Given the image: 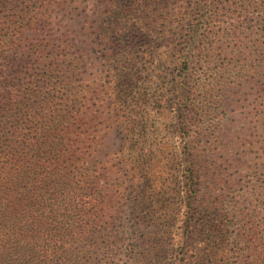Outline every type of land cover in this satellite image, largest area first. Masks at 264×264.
Here are the masks:
<instances>
[{
	"label": "trees",
	"instance_id": "1",
	"mask_svg": "<svg viewBox=\"0 0 264 264\" xmlns=\"http://www.w3.org/2000/svg\"><path fill=\"white\" fill-rule=\"evenodd\" d=\"M136 1L126 9L137 11ZM5 2L0 0V11ZM173 2L178 11L170 22L176 32L164 59L153 55L152 22L143 12L126 20L112 12L106 16L107 3L94 37L86 42L62 26L60 44H52L53 34L43 35L33 24L42 14V5L33 0L0 18V264H96L98 251L109 250L103 237L102 244L97 239L118 230L123 198L144 212L162 208L150 173L172 165L173 157L165 159L172 146L158 139L162 127L155 123L171 102L178 130L186 135L187 118L204 115L192 107L201 87L238 76L239 69L229 73L214 62L230 44L240 46L239 27L250 19L253 6L264 5L252 0ZM257 24L264 30V14ZM29 32L38 35L30 44L23 36ZM108 33L110 42L92 61L105 66V75L88 82L76 53L97 48ZM165 63H172L173 75L159 90L156 73L168 69ZM183 139L185 204L193 209L198 168L193 148ZM202 219L218 239L224 236L225 222ZM189 227L187 213L186 232ZM157 240L151 248L162 252L163 241ZM216 241L213 234L207 237L210 248ZM252 264H264V227L253 219Z\"/></svg>",
	"mask_w": 264,
	"mask_h": 264
},
{
	"label": "rangeland",
	"instance_id": "2",
	"mask_svg": "<svg viewBox=\"0 0 264 264\" xmlns=\"http://www.w3.org/2000/svg\"><path fill=\"white\" fill-rule=\"evenodd\" d=\"M35 1V6L42 5V14L33 24L41 28L43 35L53 34L52 44H60L62 26L73 30L77 41L86 42L87 36L93 38L99 13L103 6L105 8V3L109 4L106 0ZM114 1L117 4H109L111 8L106 16L112 12L114 17L121 16L126 20L143 12V16L152 22L148 32L155 45L153 55L166 58L165 53L172 46L171 40L176 32L170 22L178 11L174 0H154V3L138 0L134 3L140 2L137 11L126 9L132 0ZM253 2L264 3V0ZM26 3L27 0H7L0 11V18ZM90 8H94L93 12ZM263 9L264 5L260 8L253 6L250 19L239 27L243 40L240 46L230 44L217 56L214 64L226 66L229 73L236 69L240 71L238 76L222 80L220 86L201 87L202 91L197 92L196 105L192 107L204 115L193 113L191 118H187L182 131L185 136L178 130L175 106L171 102L166 105L165 115H161L155 124L162 127L158 139L172 146L165 158L173 157L172 165H162L150 173L156 186L154 194L162 199L157 204L162 208L156 213L144 212L123 198L122 218L116 223L118 230L97 239L102 244L103 237L109 250L102 248L98 251L97 257L101 261L96 264H252V219L259 228L264 227V30L257 24L259 16L264 14ZM23 36L30 44L38 35L29 32ZM105 37L106 40L100 41L97 48L76 53L81 59V75L88 82H97L99 74L101 77L105 75V66L92 62L110 42L111 34ZM222 41L225 42L224 39ZM169 64L172 63L164 64L168 67L166 71L161 67L162 72L156 73L160 75L155 78L159 90L172 78ZM241 65L246 66V71H241ZM184 137L195 152L199 175V191L193 209L185 204ZM187 213L191 227L185 237ZM203 216L207 217L205 221L221 219L225 222L224 236L218 239L219 233L208 231V226L200 223ZM211 234L217 237V241L210 248L207 237ZM156 237L163 241L162 252L151 248Z\"/></svg>",
	"mask_w": 264,
	"mask_h": 264
}]
</instances>
